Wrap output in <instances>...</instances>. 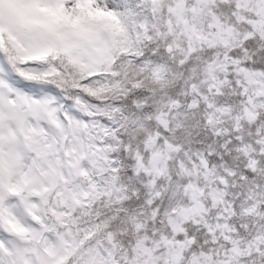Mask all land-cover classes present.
Returning a JSON list of instances; mask_svg holds the SVG:
<instances>
[{"label":"snow or ice","instance_id":"obj_1","mask_svg":"<svg viewBox=\"0 0 264 264\" xmlns=\"http://www.w3.org/2000/svg\"><path fill=\"white\" fill-rule=\"evenodd\" d=\"M0 264H264V0H0Z\"/></svg>","mask_w":264,"mask_h":264}]
</instances>
